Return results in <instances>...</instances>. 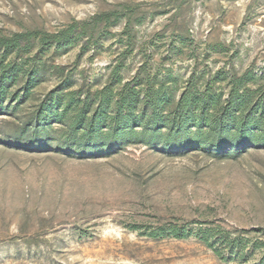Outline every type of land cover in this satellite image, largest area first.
<instances>
[{"label":"rangeland","instance_id":"obj_1","mask_svg":"<svg viewBox=\"0 0 264 264\" xmlns=\"http://www.w3.org/2000/svg\"><path fill=\"white\" fill-rule=\"evenodd\" d=\"M75 23L69 42L42 41ZM32 32L4 55L17 74L0 92V264H264V144L203 146L190 120L176 148L163 131L93 157L58 150L68 93L263 89L264 0H0V36ZM42 106L48 137L33 136Z\"/></svg>","mask_w":264,"mask_h":264},{"label":"trees","instance_id":"obj_2","mask_svg":"<svg viewBox=\"0 0 264 264\" xmlns=\"http://www.w3.org/2000/svg\"><path fill=\"white\" fill-rule=\"evenodd\" d=\"M105 16L107 15L102 17ZM106 20H109V17ZM77 26L78 23H75L58 33L43 34L42 41L69 42ZM39 34L32 32L10 37L0 36V53H3L0 58V92L4 91L6 83L12 82V75L17 74L16 63L5 62L4 55L20 50L25 42L37 38ZM152 90L150 86L141 95L131 82H127L120 87L116 95H112L108 88L97 91L94 101L89 97L76 100L73 94L68 93L64 97L67 103L61 107L62 115L70 113V123L66 125L68 140L66 146L58 150L93 157L102 154L105 149L117 148L122 138L128 134L132 136L140 132L150 139H156L163 131L167 140L173 144L170 147L176 148V142L190 140L192 128L195 129L193 141L203 146L220 149L226 142L230 143V147H238L252 141L264 144V132L260 127L261 123H264V88L252 89L241 78L230 83L224 99L221 94H197L186 89L174 103H171V96L167 93ZM59 98L54 95L51 99L56 106L61 102ZM51 109V106H42L37 111L35 119L39 123L33 136H49V129L45 128V124ZM165 110L167 114L164 113ZM190 120L192 128L188 126ZM105 124L109 126L106 133L103 131ZM77 135L82 136L80 147L73 149L72 139ZM31 144V150L43 148L39 141ZM169 232L170 236L178 239L189 236V233L183 232L181 235L173 229ZM203 238L208 242L206 234Z\"/></svg>","mask_w":264,"mask_h":264}]
</instances>
